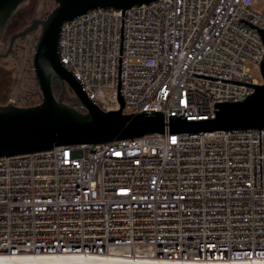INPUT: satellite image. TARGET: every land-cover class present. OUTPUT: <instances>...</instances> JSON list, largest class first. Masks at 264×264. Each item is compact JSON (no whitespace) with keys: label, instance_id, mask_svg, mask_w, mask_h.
<instances>
[{"label":"built area","instance_id":"built-area-1","mask_svg":"<svg viewBox=\"0 0 264 264\" xmlns=\"http://www.w3.org/2000/svg\"><path fill=\"white\" fill-rule=\"evenodd\" d=\"M257 0H156L125 11L127 113L215 117L261 83ZM122 11L66 21L60 54L105 110L117 97ZM148 134L0 156V254L264 260V128Z\"/></svg>","mask_w":264,"mask_h":264},{"label":"water","instance_id":"water-1","mask_svg":"<svg viewBox=\"0 0 264 264\" xmlns=\"http://www.w3.org/2000/svg\"><path fill=\"white\" fill-rule=\"evenodd\" d=\"M27 0H0V40L9 22ZM156 0H54L56 6L45 16L34 15L22 30L11 35V43L40 30L33 53V70L41 91V102L20 106L15 101L0 103V156L33 153L57 146L81 143H108L139 138L148 134L200 133L216 130L264 128V53L260 62L262 82L245 99L215 101V117L188 119L162 110L143 109L127 113L121 95L122 52L125 11ZM109 8L122 11L117 97L119 109L105 110L87 94L79 77L60 54L62 27L90 10ZM264 43V28H258ZM4 56L0 52V57ZM62 92L58 93L57 89ZM74 93L76 104L67 102L66 92ZM21 264V263H15ZM48 264V263H43ZM78 264V263H72Z\"/></svg>","mask_w":264,"mask_h":264},{"label":"rangeland","instance_id":"rangeland-1","mask_svg":"<svg viewBox=\"0 0 264 264\" xmlns=\"http://www.w3.org/2000/svg\"><path fill=\"white\" fill-rule=\"evenodd\" d=\"M37 1L38 3L35 7L34 13L30 16L27 25L30 23L34 15L39 17H45L49 13V11H51L56 6L54 0H37ZM32 3L33 0H27L25 4L22 5L21 8H28L29 6L32 5ZM253 8L256 9L257 11H262L264 9V0H257L254 3ZM39 32L40 30H35L29 33L28 35L19 38L18 39L19 48L14 56L10 55L9 57L6 58H0V67L12 71L11 78L13 81L11 84L12 85L11 97L12 96L15 97L16 94L22 93L21 87L22 84L24 83V70L25 69L31 70V68L33 69V65H32L33 53ZM249 64L251 65L253 75L262 82L263 79L261 75L260 66L253 62H250Z\"/></svg>","mask_w":264,"mask_h":264},{"label":"trees","instance_id":"trees-1","mask_svg":"<svg viewBox=\"0 0 264 264\" xmlns=\"http://www.w3.org/2000/svg\"><path fill=\"white\" fill-rule=\"evenodd\" d=\"M37 3V0H33L31 6L28 8H20L19 11L12 16L6 30L7 36L22 30L27 25L30 16L34 13ZM11 72L12 71L0 67V103H7L10 100H13L17 105L30 106L41 102V91L35 79L34 70L32 68L31 70H24V83L21 87L22 93L16 94L15 97H11V84L13 81L11 78ZM65 100L71 104H75L71 97H66Z\"/></svg>","mask_w":264,"mask_h":264},{"label":"bare ground","instance_id":"bare-ground-1","mask_svg":"<svg viewBox=\"0 0 264 264\" xmlns=\"http://www.w3.org/2000/svg\"><path fill=\"white\" fill-rule=\"evenodd\" d=\"M264 264L260 261H206V262H186V261H168L155 258H127V257H93V256H67V255H24L9 257L0 254V264Z\"/></svg>","mask_w":264,"mask_h":264},{"label":"flooded vegetation","instance_id":"flooded-vegetation-1","mask_svg":"<svg viewBox=\"0 0 264 264\" xmlns=\"http://www.w3.org/2000/svg\"><path fill=\"white\" fill-rule=\"evenodd\" d=\"M19 38H21V37H19ZM19 38H16L13 43H11V35L10 36H7L5 34V36L1 38V40H0V52L4 56H2L0 58H6V57H9L10 55H13L14 56L16 54V52H17V50L19 48V44H18V39ZM57 91H58V93H61L62 92V89L59 88V89H57ZM66 96L67 97H71L73 99V101H74L75 104L77 103L76 102L75 95H74V93L72 91L68 90L66 92Z\"/></svg>","mask_w":264,"mask_h":264}]
</instances>
